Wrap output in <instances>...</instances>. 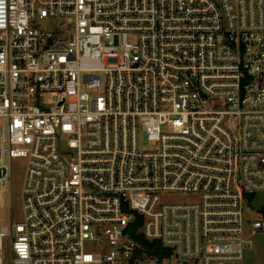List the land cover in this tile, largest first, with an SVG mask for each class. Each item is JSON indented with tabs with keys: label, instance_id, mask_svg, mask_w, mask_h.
I'll use <instances>...</instances> for the list:
<instances>
[{
	"label": "built area",
	"instance_id": "obj_1",
	"mask_svg": "<svg viewBox=\"0 0 264 264\" xmlns=\"http://www.w3.org/2000/svg\"><path fill=\"white\" fill-rule=\"evenodd\" d=\"M17 161L0 264H243L264 0H0V200Z\"/></svg>",
	"mask_w": 264,
	"mask_h": 264
},
{
	"label": "rangeland",
	"instance_id": "obj_2",
	"mask_svg": "<svg viewBox=\"0 0 264 264\" xmlns=\"http://www.w3.org/2000/svg\"><path fill=\"white\" fill-rule=\"evenodd\" d=\"M25 175V162L17 161L12 167L11 190L4 193L0 200V219L3 223H10V211L12 221L21 223L23 220L22 211V185ZM171 199V198H169ZM177 199H187L179 197ZM255 208L264 207V195L256 197L254 202ZM246 216L254 221L256 216L252 211L247 210ZM247 235L249 236V244L245 249L243 264H264V234L251 235V231L246 225ZM8 259V255L6 256Z\"/></svg>",
	"mask_w": 264,
	"mask_h": 264
},
{
	"label": "trees",
	"instance_id": "obj_3",
	"mask_svg": "<svg viewBox=\"0 0 264 264\" xmlns=\"http://www.w3.org/2000/svg\"><path fill=\"white\" fill-rule=\"evenodd\" d=\"M140 239H141V242L145 245L149 244L147 241H145L143 238H141L140 236ZM154 248L155 251H152L151 249ZM160 249H159V244L158 243H154L153 244V247H149L147 246V249L145 250V253H147L150 257H158L160 255Z\"/></svg>",
	"mask_w": 264,
	"mask_h": 264
}]
</instances>
